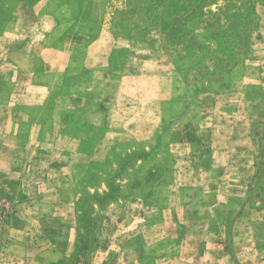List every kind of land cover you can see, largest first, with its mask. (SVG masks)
Returning a JSON list of instances; mask_svg holds the SVG:
<instances>
[{"label": "rangeland", "instance_id": "374dc122", "mask_svg": "<svg viewBox=\"0 0 264 264\" xmlns=\"http://www.w3.org/2000/svg\"><path fill=\"white\" fill-rule=\"evenodd\" d=\"M49 62L0 83V264H264V0H0V80Z\"/></svg>", "mask_w": 264, "mask_h": 264}, {"label": "crops", "instance_id": "0c3cea01", "mask_svg": "<svg viewBox=\"0 0 264 264\" xmlns=\"http://www.w3.org/2000/svg\"><path fill=\"white\" fill-rule=\"evenodd\" d=\"M41 24L39 25L43 31L51 32L53 30V23H54V16L45 14L42 15L41 17ZM45 26V28H44ZM47 27V28H46ZM15 30L13 29H7V31L3 34V36H12ZM48 32V33H49ZM72 47L69 45V49ZM60 49V48H59ZM58 50V49H57ZM62 50V49H61ZM62 52V51H60ZM36 70L33 69L31 73H27L26 77L24 78L23 76H19L18 74L16 75H10L7 76V78H3L0 80V83H9L10 84V91L9 95L7 97L8 102L10 103V100H13V103L15 106H45L48 102L49 99V91L53 89V86L58 85L59 79H61V75L63 72L62 66L58 65L57 62L52 63L49 62L44 65V68L41 69L40 75H42V78L37 81V78L35 76ZM49 75L55 77L53 82L52 80L47 79ZM52 79V78H51ZM24 97H29L31 98V101L26 102L24 100ZM83 101L84 97L81 96V94H77L75 92L73 93H68L67 94V104L65 108L67 109V112L69 115L72 116L75 115V112L77 108L83 106ZM83 103V104H82ZM5 104V103H4ZM55 113V111H54ZM4 116H11L10 111L8 110L7 112L3 113ZM70 121V120H69Z\"/></svg>", "mask_w": 264, "mask_h": 264}]
</instances>
